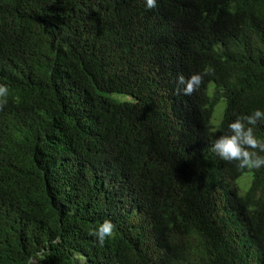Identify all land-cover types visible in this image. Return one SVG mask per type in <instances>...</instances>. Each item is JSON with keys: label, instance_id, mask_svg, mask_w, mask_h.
Returning a JSON list of instances; mask_svg holds the SVG:
<instances>
[{"label": "trees", "instance_id": "16d2710c", "mask_svg": "<svg viewBox=\"0 0 264 264\" xmlns=\"http://www.w3.org/2000/svg\"><path fill=\"white\" fill-rule=\"evenodd\" d=\"M263 10L264 0H0V264H264V170L238 196L230 179L241 172L198 137L207 118L184 147L194 109L175 92L215 37L255 54L237 51L261 84L245 110L264 111ZM106 218L115 235L101 246L89 233Z\"/></svg>", "mask_w": 264, "mask_h": 264}, {"label": "clouds", "instance_id": "9594fccd", "mask_svg": "<svg viewBox=\"0 0 264 264\" xmlns=\"http://www.w3.org/2000/svg\"><path fill=\"white\" fill-rule=\"evenodd\" d=\"M146 6L155 8L156 0H146ZM243 15H239V18ZM261 16L264 18V10ZM208 42L207 45L199 46L205 49L204 53L194 56L200 69L189 66L188 75L179 74L177 77L175 92L181 94L185 103V96L188 95L187 102L194 109V118L182 130L185 135L183 143L186 148L194 140L197 116L207 118L208 125L198 133V137L209 142L214 157L219 156L241 172L230 179L237 195L241 197L250 187L252 172L264 170V138L255 132L257 123L259 125L264 121V111L256 109L249 114L245 110L248 106L255 105L261 84L253 80L247 63L238 56L237 51L251 63L255 61V54L215 37H211ZM224 51H231V54ZM123 95H129L131 99L118 100H134L131 94ZM8 96L9 85L0 83V111L7 105ZM218 106H223L224 109L219 120L214 121L213 116ZM225 119H228L226 124L229 122V131L220 135L221 123ZM242 179L245 181L241 182ZM252 208L255 209L254 206ZM115 229L116 225L106 218L89 234L103 246L106 238L114 237Z\"/></svg>", "mask_w": 264, "mask_h": 264}, {"label": "rangeland", "instance_id": "374dc122", "mask_svg": "<svg viewBox=\"0 0 264 264\" xmlns=\"http://www.w3.org/2000/svg\"><path fill=\"white\" fill-rule=\"evenodd\" d=\"M113 97L116 98V99H131V96L129 95H123V94H113ZM223 106H218L215 110V113H214V116H213V119L214 121H218L222 112H223ZM246 178V177H244ZM245 180L242 179L241 182H244Z\"/></svg>", "mask_w": 264, "mask_h": 264}]
</instances>
